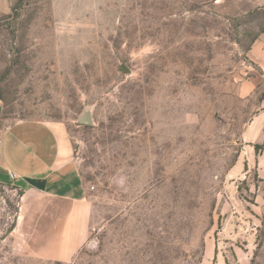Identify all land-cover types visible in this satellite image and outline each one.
Instances as JSON below:
<instances>
[{"label":"rangeland","instance_id":"rangeland-1","mask_svg":"<svg viewBox=\"0 0 264 264\" xmlns=\"http://www.w3.org/2000/svg\"><path fill=\"white\" fill-rule=\"evenodd\" d=\"M262 33L264 0H0V137L55 125L89 221L47 258L51 202L0 183V264H264Z\"/></svg>","mask_w":264,"mask_h":264},{"label":"crops","instance_id":"crops-1","mask_svg":"<svg viewBox=\"0 0 264 264\" xmlns=\"http://www.w3.org/2000/svg\"><path fill=\"white\" fill-rule=\"evenodd\" d=\"M251 52L263 72L249 82L254 89L264 82L260 79L264 78V33L255 41ZM261 105L263 110L250 127L249 136L255 144L264 145V96ZM75 170L72 147L55 125L18 122L0 137V183L23 180L24 190L42 192L46 201L51 202L38 213L36 234L38 239H43L42 255L50 259H68L85 244L89 235L87 206ZM11 172L16 178H11ZM27 177L46 180V189L29 184Z\"/></svg>","mask_w":264,"mask_h":264},{"label":"water","instance_id":"water-1","mask_svg":"<svg viewBox=\"0 0 264 264\" xmlns=\"http://www.w3.org/2000/svg\"><path fill=\"white\" fill-rule=\"evenodd\" d=\"M1 111V109H0ZM78 122L81 124H92L93 123V112L92 109L88 108L83 111V113L80 115L78 118ZM26 181L37 187L40 190H45L46 189V180H38L35 178L27 177Z\"/></svg>","mask_w":264,"mask_h":264},{"label":"built area","instance_id":"built-area-1","mask_svg":"<svg viewBox=\"0 0 264 264\" xmlns=\"http://www.w3.org/2000/svg\"><path fill=\"white\" fill-rule=\"evenodd\" d=\"M10 176H11V178H13V179L16 178V175H15L13 172L10 173Z\"/></svg>","mask_w":264,"mask_h":264},{"label":"trees","instance_id":"trees-1","mask_svg":"<svg viewBox=\"0 0 264 264\" xmlns=\"http://www.w3.org/2000/svg\"><path fill=\"white\" fill-rule=\"evenodd\" d=\"M20 1H22V0H20ZM255 147H256V148H262V145L257 144Z\"/></svg>","mask_w":264,"mask_h":264}]
</instances>
